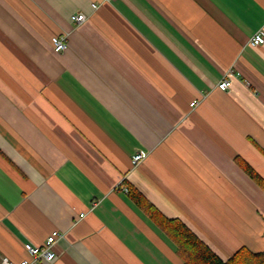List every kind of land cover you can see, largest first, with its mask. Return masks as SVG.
I'll return each mask as SVG.
<instances>
[{
    "label": "crops",
    "instance_id": "0c3cea01",
    "mask_svg": "<svg viewBox=\"0 0 264 264\" xmlns=\"http://www.w3.org/2000/svg\"><path fill=\"white\" fill-rule=\"evenodd\" d=\"M257 30L264 0H0V262L58 231L32 264H182L127 183L222 259L264 251V187L236 160L264 180Z\"/></svg>",
    "mask_w": 264,
    "mask_h": 264
},
{
    "label": "trees",
    "instance_id": "16d2710c",
    "mask_svg": "<svg viewBox=\"0 0 264 264\" xmlns=\"http://www.w3.org/2000/svg\"><path fill=\"white\" fill-rule=\"evenodd\" d=\"M261 151L264 155V148ZM236 160L250 178L264 187L263 178L247 162ZM126 187L129 199L175 244L182 264H264V251L253 252L244 246L226 259L220 258L183 221L166 217L130 183Z\"/></svg>",
    "mask_w": 264,
    "mask_h": 264
},
{
    "label": "built area",
    "instance_id": "2783aa9c",
    "mask_svg": "<svg viewBox=\"0 0 264 264\" xmlns=\"http://www.w3.org/2000/svg\"><path fill=\"white\" fill-rule=\"evenodd\" d=\"M93 8L97 7V4H92ZM74 19L81 23L86 19V15L83 13H79L76 16H74ZM52 43V49L56 53H60L64 51L67 47V34H58L51 38ZM249 43L251 45H260L264 44V33L261 30H257L249 39ZM231 71H227L224 75V77L218 82L217 87L223 91H226L229 89L230 86V77ZM195 101L192 102L194 104ZM145 154L142 152H138L132 156V164L136 165L140 163L144 158ZM123 191L127 192V187L123 186ZM83 215H81L82 217ZM61 236V233L58 231H53L46 239L45 243L42 245H34L30 242H26L24 244V247L26 251L28 252L30 259L22 260L18 263L10 261L8 258L4 257L1 259L0 264H32L34 262L39 261H52L55 257V254L52 250V245L55 242V240Z\"/></svg>",
    "mask_w": 264,
    "mask_h": 264
}]
</instances>
